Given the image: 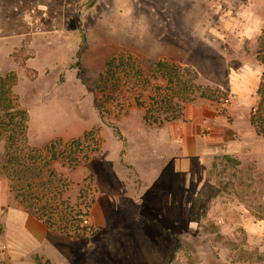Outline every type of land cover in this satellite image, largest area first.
Wrapping results in <instances>:
<instances>
[{"label":"rangeland","instance_id":"obj_1","mask_svg":"<svg viewBox=\"0 0 264 264\" xmlns=\"http://www.w3.org/2000/svg\"><path fill=\"white\" fill-rule=\"evenodd\" d=\"M263 47L264 0H0V75L15 76L28 144L91 129L99 141L74 169L52 164L71 204L93 200L83 235L26 231L6 187L0 264H264V130L250 124ZM119 53L191 68L227 96L147 125L96 89Z\"/></svg>","mask_w":264,"mask_h":264},{"label":"trees","instance_id":"obj_2","mask_svg":"<svg viewBox=\"0 0 264 264\" xmlns=\"http://www.w3.org/2000/svg\"><path fill=\"white\" fill-rule=\"evenodd\" d=\"M261 63L264 64V47ZM264 78V75H263ZM198 73L166 60L148 61L145 66L134 55L119 53L106 61L98 75L96 89L102 104H111L121 112L130 107L142 110L147 125L160 126L182 119L186 105L196 101H219L227 96L218 88L198 84ZM15 76L0 75V141L3 142L1 173L9 191L25 213L41 221L49 230L68 237H80L89 226L90 207L86 192L78 202L65 197L68 182L52 170L61 162L74 169L99 149L96 131L63 141L56 138L44 146L31 147L27 141L28 113L12 94ZM257 105L250 114V124L257 134L264 130V79L257 89ZM101 112V105H97ZM212 162V169L217 166ZM223 160L237 165L229 156Z\"/></svg>","mask_w":264,"mask_h":264},{"label":"crops","instance_id":"obj_3","mask_svg":"<svg viewBox=\"0 0 264 264\" xmlns=\"http://www.w3.org/2000/svg\"><path fill=\"white\" fill-rule=\"evenodd\" d=\"M8 186L6 184V181H2L0 180V205H1V198H2V194L7 192V190L5 189ZM10 217H12L14 214L18 215V217L20 219H22V227L30 232V233H35L36 234H42V233H48L49 229L39 220H37L36 218L28 215L27 213H25L24 211H22V209L18 206V203L15 201L14 196H12V194L10 193ZM12 218H10L11 220Z\"/></svg>","mask_w":264,"mask_h":264},{"label":"built area","instance_id":"obj_4","mask_svg":"<svg viewBox=\"0 0 264 264\" xmlns=\"http://www.w3.org/2000/svg\"><path fill=\"white\" fill-rule=\"evenodd\" d=\"M5 250V245L0 243V255L2 254V252Z\"/></svg>","mask_w":264,"mask_h":264}]
</instances>
